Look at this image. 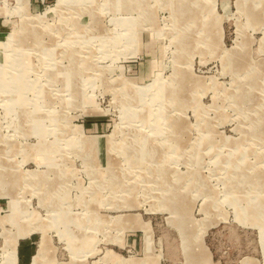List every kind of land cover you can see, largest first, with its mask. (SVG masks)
Masks as SVG:
<instances>
[{
    "label": "rangeland",
    "instance_id": "rangeland-1",
    "mask_svg": "<svg viewBox=\"0 0 264 264\" xmlns=\"http://www.w3.org/2000/svg\"><path fill=\"white\" fill-rule=\"evenodd\" d=\"M0 264H264V0H0Z\"/></svg>",
    "mask_w": 264,
    "mask_h": 264
},
{
    "label": "bare ground",
    "instance_id": "bare-ground-1",
    "mask_svg": "<svg viewBox=\"0 0 264 264\" xmlns=\"http://www.w3.org/2000/svg\"><path fill=\"white\" fill-rule=\"evenodd\" d=\"M37 35H38V34H37ZM41 245H42V244H41ZM39 251H40V249H39ZM38 256H41V254H40L39 252H38L37 255L35 256V258H37ZM35 258H34V260H35ZM37 261H38V260H36V263H37Z\"/></svg>",
    "mask_w": 264,
    "mask_h": 264
}]
</instances>
